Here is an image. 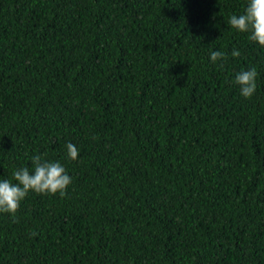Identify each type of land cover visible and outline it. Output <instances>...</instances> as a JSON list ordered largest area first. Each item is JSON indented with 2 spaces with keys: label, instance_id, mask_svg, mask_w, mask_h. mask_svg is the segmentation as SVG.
I'll return each instance as SVG.
<instances>
[{
  "label": "trees",
  "instance_id": "trees-1",
  "mask_svg": "<svg viewBox=\"0 0 264 264\" xmlns=\"http://www.w3.org/2000/svg\"><path fill=\"white\" fill-rule=\"evenodd\" d=\"M247 3L0 0V180L35 155L72 178L0 213V264H264V47L228 23Z\"/></svg>",
  "mask_w": 264,
  "mask_h": 264
},
{
  "label": "clouds",
  "instance_id": "clouds-1",
  "mask_svg": "<svg viewBox=\"0 0 264 264\" xmlns=\"http://www.w3.org/2000/svg\"><path fill=\"white\" fill-rule=\"evenodd\" d=\"M228 23L238 32L250 33L249 39L264 47V0H248L243 14H233ZM231 55L239 57V50L233 49ZM211 61L227 59L221 51L211 52ZM223 67V65H221ZM257 70L250 68L235 75L234 83L239 86L242 96L251 98L257 89ZM68 157L72 160L78 157V148L71 142L66 145ZM33 169L18 168L12 175L14 182L8 179L0 180V213L10 214L15 222L16 213L30 192L44 195L59 193L61 198L67 195V188L72 182L65 167L58 161L43 159L40 155L31 157ZM36 235V233H32Z\"/></svg>",
  "mask_w": 264,
  "mask_h": 264
}]
</instances>
